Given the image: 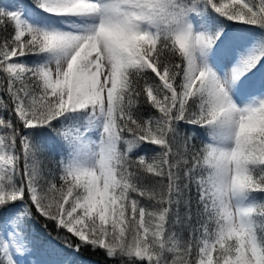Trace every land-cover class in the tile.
<instances>
[{"label":"snow or ice","instance_id":"obj_1","mask_svg":"<svg viewBox=\"0 0 264 264\" xmlns=\"http://www.w3.org/2000/svg\"><path fill=\"white\" fill-rule=\"evenodd\" d=\"M262 197L264 0L0 3V264H264Z\"/></svg>","mask_w":264,"mask_h":264},{"label":"trees","instance_id":"obj_2","mask_svg":"<svg viewBox=\"0 0 264 264\" xmlns=\"http://www.w3.org/2000/svg\"><path fill=\"white\" fill-rule=\"evenodd\" d=\"M143 154L151 156L154 154V152L153 149L149 147L144 150ZM261 199H264V197ZM80 258L83 259L84 264H116L115 261L107 260L102 252L92 253L90 251H86Z\"/></svg>","mask_w":264,"mask_h":264},{"label":"rangeland","instance_id":"obj_3","mask_svg":"<svg viewBox=\"0 0 264 264\" xmlns=\"http://www.w3.org/2000/svg\"><path fill=\"white\" fill-rule=\"evenodd\" d=\"M4 2H7V0H0V3H4Z\"/></svg>","mask_w":264,"mask_h":264}]
</instances>
